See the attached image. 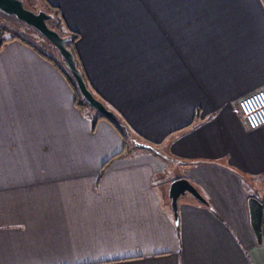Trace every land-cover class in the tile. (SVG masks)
Here are the masks:
<instances>
[{
  "label": "crops",
  "instance_id": "1",
  "mask_svg": "<svg viewBox=\"0 0 264 264\" xmlns=\"http://www.w3.org/2000/svg\"><path fill=\"white\" fill-rule=\"evenodd\" d=\"M32 2L79 35L93 93L169 158L128 148L77 106L56 64L7 42L0 264H264L248 205L264 201V126L248 129L238 108L264 88V0ZM179 178L213 210L188 195L176 224L168 193Z\"/></svg>",
  "mask_w": 264,
  "mask_h": 264
},
{
  "label": "water",
  "instance_id": "2",
  "mask_svg": "<svg viewBox=\"0 0 264 264\" xmlns=\"http://www.w3.org/2000/svg\"><path fill=\"white\" fill-rule=\"evenodd\" d=\"M54 19V14L44 8L34 10L26 4L25 0H0V20H5L19 26L26 32L42 37L54 46L62 57L69 72L75 80L76 86L84 99L97 113L107 117L118 130L126 137L129 144L135 149L148 150L157 156L168 159L162 148L140 141L129 129L122 118L100 100L89 88L82 70L78 67L75 55L67 44L69 36L61 35L49 25ZM169 199L176 224L179 222V200L188 195L194 197L200 203L209 206L210 203L199 190L186 178H179L171 182L169 186ZM250 223L258 242L262 241L264 230V201L252 197L248 200Z\"/></svg>",
  "mask_w": 264,
  "mask_h": 264
},
{
  "label": "trees",
  "instance_id": "3",
  "mask_svg": "<svg viewBox=\"0 0 264 264\" xmlns=\"http://www.w3.org/2000/svg\"><path fill=\"white\" fill-rule=\"evenodd\" d=\"M25 2L27 3V0H25ZM30 7V6H29ZM34 10H38V9H34ZM47 11L48 12H50V13H52V14H54V19L53 20H51V21H53V23L55 24V26L54 27H52V28H54L55 30H57L58 32H59V30H58V27H57V23H59V19H58V14H57V12H55L53 9H47ZM5 21V20H4ZM50 21V22H51ZM7 22V21H6ZM49 22V23H50ZM8 23H10V22H8ZM11 24V23H10ZM12 26H16V25H13V24H11ZM16 27H19V26H16ZM20 29H22L21 27H19ZM23 30V29H22ZM9 30L8 29H6V28H4V26H0V50L2 49V47L7 43V42H9V41H12V40H16V39H18V40H20V41H22V42H24V43H26V44H28V45H30L31 47H33L35 50H37L42 56H44L45 58H47V59H49L50 61H52L54 64H56L59 68H60V70L64 73V75L66 76V78L71 82V84L74 86V88H75V91H76V97H77V99H76V104H77V106H80V107H89V108H91V109H93L86 101H84V99L82 98V96H81V94H80V92H79V90H78V88H77V86H76V83H75V80L73 79V77H72V75H71V73L69 72V70H68V68H67V66H66V64L63 62V60H62V57H61V63L60 62H58L57 60H55L53 57H51L50 55H48L46 52H44V51H42L41 49H39L32 41H30V40H28V38H26L25 36H21L20 34H14V35H11V38H9V39H6V37H4V35L8 32ZM26 33H28V32H26ZM60 33V32H59ZM61 35H63V36H69L70 37V42L67 44V46H68V48H70L71 50H72V52L74 53V55H75V58H76V61H77V63H78V67L82 70V72H83V69H82V66H81V64H80V61H79V58H78V56H77V53H76V49H75V45H76V42L78 41V39H79V35L77 34V33H75V32H69L68 34H62V33H60ZM37 39H39L40 41H42V42H44V43H46L47 45H50V46H52L50 43H48L45 39H43L42 37H39V38H37ZM54 49H56L54 46H52ZM57 50V49H56ZM83 74H84V72H83ZM84 78H85V80H86V82H87V79H86V77H85V74H84ZM87 84H88V82H87ZM88 86H89V84H88ZM90 88V87H89ZM94 110V109H93ZM95 111V110H94ZM96 114H97V119L96 120H99V119H105V120H107V121H109V122H111L107 117H105V116H103V115H101V114H99V113H97L96 112ZM96 121H94V123H95ZM112 123V122H111ZM113 125H114V123H112ZM115 126V125H114ZM116 127V126H115ZM117 128V127H116ZM117 130H118V128H117ZM119 131V130H118ZM120 132V131H119ZM120 134H122L121 132H120ZM122 136L124 137V139H125V142H126V146L128 147L130 144L128 143V141H127V139H126V137L122 134ZM128 148H130V146L128 147ZM130 149H133L132 147L130 148ZM125 151V150H124ZM125 153V152H124ZM109 163V162H108ZM210 209H212L213 210V208H212V206L211 205H209L208 206Z\"/></svg>",
  "mask_w": 264,
  "mask_h": 264
},
{
  "label": "built area",
  "instance_id": "4",
  "mask_svg": "<svg viewBox=\"0 0 264 264\" xmlns=\"http://www.w3.org/2000/svg\"><path fill=\"white\" fill-rule=\"evenodd\" d=\"M238 108L248 129L255 130L264 126V88L240 100Z\"/></svg>",
  "mask_w": 264,
  "mask_h": 264
},
{
  "label": "rangeland",
  "instance_id": "5",
  "mask_svg": "<svg viewBox=\"0 0 264 264\" xmlns=\"http://www.w3.org/2000/svg\"><path fill=\"white\" fill-rule=\"evenodd\" d=\"M31 1V2H30ZM27 0V5L28 7L30 6V8L32 9H38L37 5L34 4V2H32V0ZM45 9V8H44ZM49 25L51 27H54L55 24L53 23V21H51L49 23ZM0 26H4V28L8 29L9 31L4 35V37H6V39L11 38V35L14 34H20L21 36H25L26 38H28L30 41H32L33 43L36 44V46H38L40 49H42L43 51H48V55H50L51 57H53L55 60H57L58 62L61 63V55L59 54L58 50L54 49L52 46L47 45L46 43L40 41L39 38L36 34H32V33H26V31L23 29H20L19 27L16 26H12L10 23L4 21V20H0ZM61 33V31H60ZM43 44V45H42ZM129 143V142H128ZM130 148L132 147L131 145H129ZM133 148V147H132ZM254 181H256V179H254ZM257 189L260 191H263L261 188V185L256 184Z\"/></svg>",
  "mask_w": 264,
  "mask_h": 264
}]
</instances>
